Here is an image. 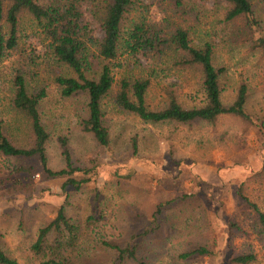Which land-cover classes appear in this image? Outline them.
Instances as JSON below:
<instances>
[{
    "label": "rangeland",
    "instance_id": "1",
    "mask_svg": "<svg viewBox=\"0 0 264 264\" xmlns=\"http://www.w3.org/2000/svg\"><path fill=\"white\" fill-rule=\"evenodd\" d=\"M251 1L264 27V0ZM188 4L134 0L121 30L126 32L146 15L167 34L179 25L192 30L196 45L212 41L213 63L225 69L221 98L229 103L238 83L245 81L251 121L229 114L214 123L141 120L115 103L122 78H149L147 105L160 109L168 92L184 107L202 104L201 75L193 67L177 65L169 47L157 56L122 53L110 62L114 84L102 100L110 135L107 147H100L82 127L87 93L61 94L54 76L72 72L55 61L50 40L34 17L20 13L17 45L0 56V122L5 134L18 145L31 142L28 120L12 104L14 75L20 70L29 92L45 88L38 109L49 134L50 167H64L58 140L66 137L74 165L95 164L96 173L80 188L62 190V179L45 175L38 159L0 153V245L18 264H236L231 260L236 253H252L255 258L248 264H264V238L236 193L245 182L250 197L264 210V183L255 175L262 172L264 178V53L244 41L228 40L219 0H197L193 13L187 12ZM92 27L101 36L98 25L92 22ZM60 206L74 226L73 234L54 230L34 249L38 229ZM158 206L161 211L153 215ZM235 215L242 229L229 241L228 218ZM112 246L135 249V258L119 259ZM199 246L210 253L181 256Z\"/></svg>",
    "mask_w": 264,
    "mask_h": 264
},
{
    "label": "trees",
    "instance_id": "2",
    "mask_svg": "<svg viewBox=\"0 0 264 264\" xmlns=\"http://www.w3.org/2000/svg\"><path fill=\"white\" fill-rule=\"evenodd\" d=\"M197 0H175L177 6L183 7L186 2L187 12L193 13V4ZM223 6L224 32L230 42L244 41L251 50L264 53V27L255 15L251 0H219ZM134 0H0V56L4 51L17 45V27L20 13L27 11L37 21L50 40L51 53L55 61L67 67L72 75L61 72L54 76V81L61 87L63 96L77 92H86L87 115L82 119V127L92 134L100 147H107L110 135L103 121L102 100L111 91L114 84L110 62L120 54L132 56H157L169 47L175 54V63L181 67H193L201 75L203 103L184 107L172 92L167 93L165 105L160 109H152L147 105L146 96L150 79L140 77L135 79L122 78L119 81L115 95L116 105L128 112L134 113L141 120L151 123L177 122L189 124L194 121L214 123L221 115L229 114L250 122L246 110L248 85L240 81L233 99L225 103L221 98L220 75L223 67L213 63L214 44L210 40L196 45L191 37V29L177 26L168 34L157 28L146 15L140 16L131 27L122 32L121 24L131 11ZM148 6L144 11L147 12ZM184 10V11H186ZM90 15V20L88 16ZM92 22L100 29L101 36L95 34ZM4 28L7 29L4 32ZM14 109L28 120L31 142L18 145L5 134L0 122V153L5 156L38 159L42 172L52 179H62L61 188L75 189L91 180L96 173L95 164L91 166H75L66 137H60L58 144L64 167L52 169L48 162L46 146L49 134L46 131L38 109L39 101L45 97V88L37 92H29L22 71L14 75ZM132 150H137L136 139L131 141ZM93 164V161H91ZM22 169V168H20ZM76 173L79 176L75 175ZM262 172L255 175L260 183H264ZM254 175V176H255ZM238 202L248 206L253 216L256 231L264 238V210L252 199L245 182L237 188ZM159 206L153 215L159 213ZM228 239L234 237L242 227L238 215L228 218ZM63 230L68 235L73 234L74 226L68 220L64 207L60 206L55 216L48 224L38 229L34 249H38L47 235L54 230ZM105 245H109L105 243ZM231 245V242H230ZM118 258H135V249L131 247H116ZM210 251L199 246L181 256L192 254H208ZM255 258L252 253H236L231 260L236 264H248ZM51 264H63L61 261L50 260ZM0 264H18L2 249L0 245Z\"/></svg>",
    "mask_w": 264,
    "mask_h": 264
}]
</instances>
